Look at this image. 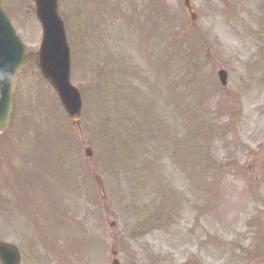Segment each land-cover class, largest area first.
Instances as JSON below:
<instances>
[{
  "label": "rangeland",
  "instance_id": "374dc122",
  "mask_svg": "<svg viewBox=\"0 0 264 264\" xmlns=\"http://www.w3.org/2000/svg\"><path fill=\"white\" fill-rule=\"evenodd\" d=\"M1 2L31 57L0 134L20 264H264V0H190L193 21L184 0H62L76 122L38 69L34 0Z\"/></svg>",
  "mask_w": 264,
  "mask_h": 264
},
{
  "label": "water",
  "instance_id": "95a60500",
  "mask_svg": "<svg viewBox=\"0 0 264 264\" xmlns=\"http://www.w3.org/2000/svg\"><path fill=\"white\" fill-rule=\"evenodd\" d=\"M57 0H36V14L43 28L42 41L38 51L39 66L51 81L65 108L73 118L80 114L81 98L69 81V48L66 42L63 22L57 9ZM28 63L25 45L20 41L9 18L0 8V84L8 82L7 92L0 100V131L8 126L12 109L11 91L18 72ZM222 83L225 72H219ZM103 189L100 179L96 178ZM0 258L3 264H19L18 250L0 242ZM114 264H118L117 261Z\"/></svg>",
  "mask_w": 264,
  "mask_h": 264
}]
</instances>
